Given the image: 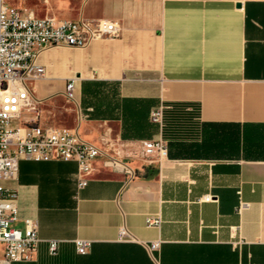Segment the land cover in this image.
I'll list each match as a JSON object with an SVG mask.
<instances>
[{
	"label": "crops",
	"instance_id": "0c3cea01",
	"mask_svg": "<svg viewBox=\"0 0 264 264\" xmlns=\"http://www.w3.org/2000/svg\"><path fill=\"white\" fill-rule=\"evenodd\" d=\"M6 2L22 16L118 27L116 37L81 48L43 49L45 78L29 85L34 109L22 122L39 123V105L76 76L68 129L100 148L103 132L127 148L166 146L154 160L117 157L114 166L98 157L80 189L72 161L19 162L5 182L17 194L12 226L34 220L39 241L29 260L11 264H264V0ZM86 81L118 85L97 87L84 104ZM120 98L145 102L144 137L122 136ZM147 216H159V226H147ZM78 238L89 242L82 255Z\"/></svg>",
	"mask_w": 264,
	"mask_h": 264
},
{
	"label": "built area",
	"instance_id": "2783aa9c",
	"mask_svg": "<svg viewBox=\"0 0 264 264\" xmlns=\"http://www.w3.org/2000/svg\"><path fill=\"white\" fill-rule=\"evenodd\" d=\"M6 1L0 0V264L29 260L39 241L34 220L25 219L21 229L12 226L18 220L17 194L5 182L16 178L19 162L72 161L76 164V188L80 189L86 185L98 157L115 166L121 164L117 157L154 160L166 154V146L160 139L144 140L138 147L127 148L103 132L98 137L100 148L81 139L73 129L42 126L36 120L22 122V111L34 109L29 85L45 78L44 68L38 63L43 49L81 48L92 40L116 37L118 27L103 19L88 22L82 18L56 20L22 16ZM68 1L82 4L86 0ZM77 80L76 76L65 80L61 95L66 102L77 103ZM160 116L161 110L150 113L153 120ZM145 222L147 226L158 227L160 218L147 216ZM118 236L125 239L129 235L122 229ZM73 244L79 255L89 246L87 240L79 238ZM158 244V240L149 242L148 252L156 250ZM48 245L53 253L56 242L50 240Z\"/></svg>",
	"mask_w": 264,
	"mask_h": 264
},
{
	"label": "trees",
	"instance_id": "16d2710c",
	"mask_svg": "<svg viewBox=\"0 0 264 264\" xmlns=\"http://www.w3.org/2000/svg\"><path fill=\"white\" fill-rule=\"evenodd\" d=\"M113 85L117 86V82H104V81H86L84 85L82 84V94L84 92V104L85 99L89 97L93 92L96 91V88L104 85ZM84 86V87H83ZM117 104L121 110V120L123 132L122 136H145L144 124H139V118L144 116V104L145 102L140 99H129V98H120L117 100ZM129 117L137 118L136 121L130 120Z\"/></svg>",
	"mask_w": 264,
	"mask_h": 264
},
{
	"label": "rangeland",
	"instance_id": "374dc122",
	"mask_svg": "<svg viewBox=\"0 0 264 264\" xmlns=\"http://www.w3.org/2000/svg\"><path fill=\"white\" fill-rule=\"evenodd\" d=\"M73 104L66 102L61 95H55L49 103L40 104L37 108L38 121L63 128H71L75 125V113L72 110Z\"/></svg>",
	"mask_w": 264,
	"mask_h": 264
}]
</instances>
